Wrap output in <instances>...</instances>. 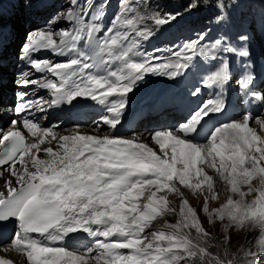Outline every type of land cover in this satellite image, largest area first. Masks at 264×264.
Segmentation results:
<instances>
[{"label": "snow or ice", "instance_id": "1", "mask_svg": "<svg viewBox=\"0 0 264 264\" xmlns=\"http://www.w3.org/2000/svg\"><path fill=\"white\" fill-rule=\"evenodd\" d=\"M108 3L70 0L63 17L70 26L55 30L50 23L34 30L22 48L29 71L20 73L17 85L30 89L31 96L17 93V119L0 129V178L9 173L0 191V253L15 252L18 259L0 258V264H262L264 118L253 109H264V90L256 87L254 64L247 59L249 37L239 35L238 47L221 33L205 47L206 36L199 34L168 55L167 49L148 51L144 44L176 15H148L125 2L102 26ZM148 20L156 31L145 25ZM216 23H224V17L218 15ZM41 50L67 59L34 58ZM210 54L214 66L191 92L198 98L209 90L206 101L167 130L147 134L159 154L144 142V134L129 137L119 131L128 94L147 76L178 82L197 71L194 57L198 61ZM231 56L245 61L235 79V95L228 88ZM33 70L41 76L30 78ZM38 90H47L51 99L37 95ZM78 97H90L107 110L101 119L109 132L101 134L94 121L93 134L79 128L64 134L58 125L44 127L34 116L45 106L68 105L71 111ZM230 111L239 118L210 122L213 114ZM252 120L258 129L250 126ZM217 180L228 195L210 208L220 199ZM181 188L203 197L208 228L222 225L219 242ZM170 193L181 200L179 218L153 228L154 221L177 215ZM12 219L15 230L5 236L2 226Z\"/></svg>", "mask_w": 264, "mask_h": 264}, {"label": "bare ground", "instance_id": "2", "mask_svg": "<svg viewBox=\"0 0 264 264\" xmlns=\"http://www.w3.org/2000/svg\"><path fill=\"white\" fill-rule=\"evenodd\" d=\"M22 1L25 6L23 7V10L25 11L24 12L25 18H27L31 22L30 27H35L36 28L35 30H40L48 27L42 25L44 22V18L46 17V15L49 14H50L49 16L50 18L51 15L55 13L56 9L51 10L52 9L51 7L54 6L55 8H57L60 0H54L51 4H46L44 6L34 7L33 9H31V11L33 10L31 16L27 15V9L31 1L30 0H22ZM17 3L18 0H0V47L2 46L1 50L8 43H14L15 41H20V39H17L18 35H20L22 38L26 33V32H22V33L19 32L17 34L15 31L16 28L20 27L19 25H16L17 22H15L14 20L16 19V16L14 15V19L12 18V10L13 12L15 10L16 11L18 10L17 8H14L18 5ZM10 4L12 7L9 6ZM9 7L10 9H8ZM66 25L67 27L70 26L67 22ZM253 28H254L255 41L258 45V52L264 53V26H263V31H260L257 27H255V25H253ZM234 30L235 31L238 30L237 25ZM102 34L103 33H100V35ZM209 43L211 42L206 41L204 46L210 47L211 44L209 45ZM248 45L250 47V52H251L249 58L251 62L254 64V70L257 77L256 84L259 85L261 90H264V63L258 61L255 50L251 47L249 43ZM81 48H83V45H81ZM13 55H15L14 57H17L16 49L14 48L13 51L10 53L11 56L10 58L6 59L5 57L0 59V66L2 67L0 68V70L2 71L1 76L6 78V81L3 84H0L1 93H7L8 91L11 90L13 83L10 80L13 76H20V73L22 71H29V68L24 60L23 61L25 62V64L22 65L24 67H18L15 64H12L11 62L14 60V57H12ZM213 55L214 54H210L209 57H207L211 63L213 60ZM34 58L36 59L48 58L55 62H64L67 59V57L54 56L50 51H46V50H41L40 52L34 54ZM237 71H238V67L232 65L233 79ZM40 76H41L40 73H36L33 70V76L30 78H37ZM49 77L54 80L56 79L55 77H51L50 74ZM186 78L187 77L185 76L178 82H174L173 80L164 77H158V76L146 77L145 82L143 84H141L137 89H135L133 93L128 94L130 97V103L127 112L125 113L123 118L124 126L120 128L119 131L121 133L126 134L129 137L133 134V132L144 134V142L148 143L149 146H152L154 150L157 151L159 154L158 146L154 145V143L151 141L150 137L147 134L159 128H164L165 130H167L169 126L175 124L177 121L182 120L189 111V109H191L195 105L201 104L202 102L206 101V99L210 94L209 90L204 89L201 96H199L198 98L193 97L191 95V92L195 87V85L188 83L189 81H187ZM232 81L228 86V88L231 89L233 95H235L237 89L235 88V84L232 83ZM2 86L4 87L1 89ZM24 90L28 91L30 89H24ZM37 95L48 96L49 99H51V94L47 90H38ZM74 103L77 106L71 111L68 110L69 106L66 105L67 110L65 112L53 114L51 113L52 109L46 107L45 112L36 111L34 112V116L36 117V119L37 118L40 119V124L44 127H48L50 125H58L59 127L56 130L64 134H66L69 130L73 128H79L82 133L93 134L94 121L100 123L101 134L109 132L111 130L108 126L102 123V119H101L102 116L109 115V113H107V110L103 108V106H100L96 102L92 101L90 97L88 98L78 97L76 98V101H74ZM171 109H173L172 113H170ZM238 110H242V109H238ZM253 110L255 112H259L261 118H264V109L255 108ZM167 113L169 114L170 118L165 119ZM233 117H237V116L235 115V113L231 111L223 115L213 114L210 122L214 124L223 123ZM0 119H1L0 122V127H1L6 122L5 120L6 115L2 111L0 112ZM49 120L51 121V123L49 125H45L44 123L48 122ZM250 126L257 129L259 128V125L255 123V120H252L250 122ZM40 155L42 156L43 154L41 153ZM0 171H3V169H1ZM208 171L209 174L214 175V173L211 170ZM8 178H9V173L4 172L3 178H0V191L5 190L3 187L4 180ZM223 193L219 194V196L222 198L225 197ZM184 194L186 197L187 194L186 193ZM192 198L191 197L190 199L187 198L191 206H193V200H195L197 197L196 198L192 197ZM193 208L198 213V208L195 206H193ZM0 258L16 260L18 259V256L15 252H9V253H0Z\"/></svg>", "mask_w": 264, "mask_h": 264}, {"label": "rangeland", "instance_id": "3", "mask_svg": "<svg viewBox=\"0 0 264 264\" xmlns=\"http://www.w3.org/2000/svg\"><path fill=\"white\" fill-rule=\"evenodd\" d=\"M51 1L52 0H50V2ZM140 1H142V0H140ZM222 1L223 0H219V2H218L219 8L213 12V15L211 17L202 18V20L200 22L196 23L195 26H197V27L193 26V27H190L187 29L185 28L182 32L177 30L174 27V25L179 24L180 22L185 23L186 19L189 16H193V15H189V14L185 13V14L179 15V17L176 16V19L173 22H171L170 24H166V25L162 26V28H160V30L157 32V35L154 38H152L149 42L144 44V48H146L148 51H152L153 49H156V48H159L162 50L167 49L168 51L165 52V55H168L172 49L177 48L183 42H186L190 39H195L199 34H204L206 36V40L203 42V45H204L206 41H210L211 43H213L215 38H218L219 34H221V33L226 34L230 38L231 42L235 43L239 47L241 42L238 41L237 38L241 34L235 33L231 38V36L228 34V31L224 28V23H222V24L216 23V17L218 15L219 16H221V15L225 16L226 21L232 22V23L238 22L240 18L244 23H248V21L255 22V25L257 26V28L260 31H263L264 19H263V17H260L259 12H261L262 16L264 15V13L261 11L264 8V0H228L226 3L227 5H222ZM125 2L131 3L136 9L141 11V13H146L148 15H154V14L168 15L167 11H162V10L157 11L153 7H151V9H148L147 11H145V9L138 8V6L134 4V0H109L108 7H107V16L102 21V26H107L109 24L110 19L112 18L113 14L117 11L118 4L119 3H125ZM42 3H43V0H32L29 4L28 9H27V15L31 16V14L33 13V10L31 11V9H33L35 6H38V4H42ZM69 4H70V0H60L57 8H55L54 6L51 7L52 8L51 10L56 9L55 13L53 15H51L50 18H49L50 14L45 17V20H48V24L51 23L52 28H54L55 30H60V29L65 28V27L67 28V25L65 24L66 21L63 19V17L67 14ZM151 5L154 6L153 3H151ZM9 6L12 7L11 4ZM210 6H211V2L207 4V7H210ZM238 6L243 8L242 10H240V18L236 13ZM10 7L8 9H10ZM23 7H25L23 4V1L18 0V5L15 7L18 10L17 11L15 10L14 12L12 10V18L14 19V15H15L16 19H14V20H15V22H17L16 25L20 26V27L15 29L17 34L19 32L20 33L26 32L28 29L29 30L27 31V33L29 34L31 32V30L33 28H35V27H30L31 22L27 18H25V15H24L25 11L23 10ZM205 21H207V23H205ZM26 23H28V24H26ZM145 25L149 28H152L154 31H156V25H155L154 21H150V20L145 21ZM189 26H192V25H189ZM242 34H246L249 37V41H251L250 39L252 36V31H250V29H248L247 27L244 28V31ZM211 43H209V45ZM8 49H9V47H8ZM157 54H159V53H157ZM258 57L260 58L259 55H258ZM193 59L197 63V68L205 66V65L207 66L208 64H210L208 58H205V57H200L198 61L196 60L195 57ZM230 60H231V62H235V63L239 61V59L236 56H231ZM208 68L211 69L212 67H208ZM205 73L206 72L197 74L196 77L193 78V81H195V82L201 81L200 77ZM189 74L192 77L195 76L194 73H189ZM147 77H152V76L149 75ZM3 87L4 86H2L1 89ZM167 118H169V117H167ZM216 185H218V186H216L217 192L219 194H222L224 192L223 194L225 195V197L222 198L219 196L220 197L219 201L210 202V204H209L210 208L218 207L219 204L221 202H223L225 200L226 196L228 195V192H227L226 187L223 184V182L217 181ZM182 191L187 194L186 197L188 199H190V197L191 198L197 197L188 189L182 188ZM168 199L171 202V206L176 209L177 215L166 216V217H163L161 219H158L157 221H154L153 222V228L158 227L165 222L174 223L179 218L178 213H179V207H180V203H181L180 198L177 197L176 195L170 193L168 195ZM248 199L250 200L251 197H249ZM193 206L198 208V213L200 214L202 220L205 221V227L208 228V224L206 222L205 214L202 211L203 206H204L203 197L196 198L195 200H193ZM193 206H191V207H193ZM149 230H151V229H149ZM208 231L215 238V240L217 242H219L222 239L221 232L223 231V228H222V225H220L219 223H217L215 228H208ZM251 235L255 236V232H253ZM242 239H243V234H241V240ZM235 247H236V237L234 236L232 248H235ZM253 247H255V245H253ZM211 251H213V252L219 251L221 253V255L223 254L222 249L212 248ZM241 255H242V253H241ZM262 264H264V262H262Z\"/></svg>", "mask_w": 264, "mask_h": 264}, {"label": "trees", "instance_id": "4", "mask_svg": "<svg viewBox=\"0 0 264 264\" xmlns=\"http://www.w3.org/2000/svg\"><path fill=\"white\" fill-rule=\"evenodd\" d=\"M137 6L141 9H151L153 7L157 11H167L168 14L180 15L189 14L186 20L188 24L195 26L196 23L200 22L202 18L212 16L213 12L218 7V0H135ZM211 2V6L207 7V4ZM153 3L154 6L151 5ZM191 5H199L196 7H190Z\"/></svg>", "mask_w": 264, "mask_h": 264}]
</instances>
